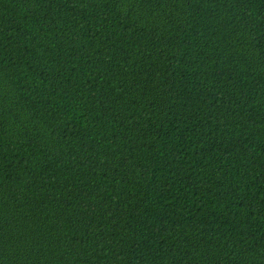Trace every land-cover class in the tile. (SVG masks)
Instances as JSON below:
<instances>
[{
	"label": "trees",
	"instance_id": "16d2710c",
	"mask_svg": "<svg viewBox=\"0 0 264 264\" xmlns=\"http://www.w3.org/2000/svg\"><path fill=\"white\" fill-rule=\"evenodd\" d=\"M0 264H264V0H0Z\"/></svg>",
	"mask_w": 264,
	"mask_h": 264
}]
</instances>
